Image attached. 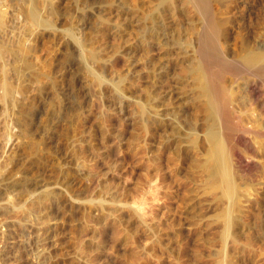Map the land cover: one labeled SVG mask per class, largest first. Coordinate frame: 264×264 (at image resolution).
Returning a JSON list of instances; mask_svg holds the SVG:
<instances>
[{"label":"rangeland","instance_id":"rangeland-1","mask_svg":"<svg viewBox=\"0 0 264 264\" xmlns=\"http://www.w3.org/2000/svg\"><path fill=\"white\" fill-rule=\"evenodd\" d=\"M192 1L0 0V264H263L230 253L195 169L210 121L193 75L262 37L264 0ZM34 2L51 28L31 23Z\"/></svg>","mask_w":264,"mask_h":264},{"label":"bare ground","instance_id":"bare-ground-1","mask_svg":"<svg viewBox=\"0 0 264 264\" xmlns=\"http://www.w3.org/2000/svg\"><path fill=\"white\" fill-rule=\"evenodd\" d=\"M167 1V0H166ZM190 1V0H189ZM196 1V0H195ZM191 2H193L191 0ZM198 3L200 2V4H202L201 0L197 1ZM205 2V1H204ZM195 3V2H194ZM197 3V4H198ZM206 3V2H205ZM208 3L203 4L205 5L203 8L206 7ZM33 5V3H32ZM196 6V3L194 4ZM202 5V6H203ZM38 5L35 6V2L33 7H31V9L29 10L28 13V17L29 19H31V23H35V26H38L36 24L40 25L42 24L45 28L48 26H53L54 24L52 23V21H46V19L43 21L42 17L40 19V17L38 18L37 15V7ZM198 7H202L201 5H197ZM208 8V7H207ZM29 9V8H28ZM39 10V9H38ZM199 10V8H198ZM207 12V11H206ZM201 13H203L201 11ZM207 14V13H206ZM210 14V12H209ZM208 15V14H207ZM205 15V16H207ZM211 15V14H210ZM210 15H208V17H211ZM208 17H204L205 19H207ZM213 18V17H212ZM40 19V20H39ZM49 19V18H48ZM42 20V21H41ZM212 23L210 21L211 24H213V27H215L216 25H214V19H212ZM207 21V20H206ZM206 21H204L206 23ZM203 22V23H204ZM51 23V24H50ZM53 24V25H52ZM208 24V22H207ZM205 24V25H207ZM211 24L210 27L212 26ZM41 25V26H42ZM204 25V26H205ZM205 26V28H208V26ZM42 26V27H43ZM210 28L211 30L214 28ZM217 27V26H216ZM219 28V27H217ZM209 28L208 30L211 31ZM216 29V28H215ZM220 29V28H219ZM218 29V30H219ZM263 29V28H262ZM206 30V29H205ZM213 32V31H212ZM215 32V30H214ZM217 29H216V33H217ZM219 33V32H218ZM261 33V32H260ZM262 34V33H261ZM264 34V33H263ZM262 34V37H260L259 35L257 36L255 34V36L259 37L258 39H254V41L252 40V44L248 45V47L244 48H240L241 50H239L240 52L232 54L235 56H232L229 54V56L225 53H220L216 52V57H218L219 53H220V57H219V61L216 62L215 59L211 58L212 60H214V64H211L208 59L203 63V65L201 64V66L199 65V62H194L195 65L197 63H199L198 65L200 66L199 68H197V66H195L197 68V70L195 71L193 77H196V82H199V78L204 77V81L201 84H198V88H194V89H198V92H196V94L198 93V95L200 97H202L203 101V107L204 109H202L205 113L204 118L206 116L205 119L210 121L209 128L207 126L206 128V132H205V137L203 139V137L201 140H205L206 145L203 146L204 148L202 149V154H200L201 152H197L198 150H200V147L198 150H196V152L198 154L201 155V158L199 155H197L196 157H199V159H196V165L200 173V178L203 179L205 182H207V184L209 183V185H211V188L213 189L212 195H214L213 199H215V204H216V211H217V215L214 213L213 215H215L214 217L217 216V221L218 222L217 225H219L218 228H222L220 234H221V239L223 240V242H226L227 238H229V245L231 244V251L230 253H234L235 257L236 256H242L245 258L247 257L248 260L250 258H255L258 257V259L263 260L261 263L264 264V35ZM221 35V34H220ZM254 36V35H253ZM210 39L208 40L209 43L213 44V36H207ZM251 37V36H250ZM74 38V37H73ZM212 38V39H211ZM253 38V37H252ZM177 39V38H176ZM208 39V38H206ZM205 39V40H206ZM250 39V38H249ZM248 39V40H249ZM77 40L78 39H74ZM244 40V38H243ZM207 41V40H206ZM203 41L202 42H206ZM215 41V39H214ZM247 41V40H246ZM251 41V39H250ZM241 42V41H240ZM244 42V41H243ZM248 42V41H247ZM247 42L243 43V45H241L242 47L247 46ZM208 43V44H209ZM217 43V42H215ZM214 43V44H215ZM79 44V43H78ZM211 44V46H212ZM242 44V43H241ZM245 44V45H244ZM249 44V43H248ZM203 45L205 46L203 43L200 44L199 42V46ZM216 45L220 46V43L218 41V43ZM215 45V46H216ZM224 45V44H223ZM210 46V48H211ZM219 46H216L217 48H220ZM222 46V45H221ZM214 48V45L212 46ZM223 47V46H222ZM221 47V49H222ZM1 48L0 47V57L3 56V54L1 55ZM180 48V47H179ZM202 48V46L200 47ZM208 48L209 52H212L213 49ZM89 49V48H88ZM93 48L89 49L92 50ZM197 49V48H196ZM199 49V47H198ZM197 49V50H198ZM207 49V48H206ZM3 50V49H2ZM94 50V49H93ZM215 50L218 51V49L214 48V52ZM237 50V49H236ZM88 51V50H87ZM96 53V50H94ZM195 51V50H193ZM206 51V50H204ZM204 51L201 52L200 50L198 51V53L200 52V54L203 53L202 56H204ZM220 51V49H219ZM223 51V50H221ZM242 51V52H241ZM88 54H90L93 59L95 58L93 56V51H88ZM94 53V54H95ZM98 53V52H97ZM97 53H96V57H97ZM241 53V54H239ZM199 54V55H200ZM213 54V52H212ZM238 54V55H237ZM100 55V54H99ZM198 55V56H199ZM208 55V54H207ZM215 55V54H214ZM89 56V55H88ZM206 56V55H205ZM209 56V55H208ZM90 57V56H89ZM90 57V58H92ZM205 58V57H204ZM208 58V57H206ZM22 59V58H21ZM198 59V58H196ZM217 59V58H216ZM27 60V59H26ZM25 59L23 61H20V63L22 62V64L25 65L26 68L29 67L28 62ZM99 60L101 62V59L99 57ZM195 60V59H194ZM193 60V61H194ZM29 61V60H28ZM93 61V60H92ZM95 61V59H94ZM193 61H188V63H193ZM196 61V60H195ZM30 62V61H29ZM99 63V62H98ZM163 66V65H162ZM188 66V65H187ZM192 66V65H191ZM20 67V66H19ZM24 67V66H22ZM181 67V66H180ZM186 67V65H185ZM184 67V68H185ZM190 67V66H189ZM17 68V67H16ZM192 68V67H191ZM191 68L190 71L188 69V71L186 72H191ZM192 68V69H193ZM185 70V69H182ZM193 71V70H192ZM96 72V71H95ZM186 72L184 73L186 75ZM194 72V71H193ZM97 73V72H96ZM172 73V72H171ZM170 73V74H171ZM230 74L231 76H229V78L233 79L232 83H225L226 77L224 78V74ZM190 74V73H187ZM193 74V73H192ZM190 74V75H192ZM227 74V75H228ZM91 75V74H90ZM175 75V74H174ZM182 75V74H181ZM225 75V76H227ZM97 76V74H96ZM183 77V76H182ZM188 77V76H187ZM192 76L188 77L187 79L189 80V78L191 79ZM176 79V78H175ZM202 79V78H201ZM97 80V79H96ZM192 81L195 82L194 79H191ZM190 81H188L189 86H190ZM198 80V81H197ZM194 82H192L194 84ZM195 82V84H196ZM6 83V82H5ZM4 83V84H5ZM171 83V82H170ZM8 86L11 85L9 83H7ZM6 85H4V87H8ZM161 84V83H160ZM183 84V82H182ZM194 84V86H195ZM228 84V85H227ZM197 85V84H196ZM23 86V85H22ZM180 86V85H179ZM165 87V86H164ZM163 87V88H164ZM193 87V86H192ZM191 89V87H189ZM11 90L13 88H10ZM21 89V88H20ZM192 88V90H194ZM6 90L9 91L6 92L8 95L7 97L10 98L9 94H11L9 88H6ZM22 90V89H21ZM20 90V91H21ZM173 90V89H172ZM158 91V90H156ZM188 91L191 93V91L188 89ZM187 92V91H186ZM6 93L5 94L6 96ZM188 93V92H187ZM192 94V93H191ZM195 94V93H194ZM187 95V94H186ZM190 95V94H189ZM197 95V97H198ZM4 96V95H3ZM12 96V95H11ZM191 96V95H190ZM189 96V97H190ZM195 96V95H194ZM13 97V96H12ZM153 97V96H152ZM178 97V96H177ZM193 97V96H192ZM195 97V99L197 98ZM199 97L200 100H202ZM158 98V97H157ZM188 98V97H187ZM191 99V98H190ZM13 100V99H12ZM157 100V99H156ZM189 100V99H186ZM154 101V100H153ZM185 101V99H184ZM189 101H195L193 98ZM198 102V99L196 100ZM155 103V102H154ZM177 103V102H176ZM195 103V102H193ZM160 104V103H159ZM191 104V102H190ZM181 105V104H180ZM202 105V103H201ZM179 106V105H178ZM182 106V105H181ZM192 106V105H191ZM152 108V107H151ZM172 108V106H171ZM192 108V107H191ZM199 108V107H197ZM196 107L193 109V111L196 109L198 110V117L201 118V116H199L200 114V110L197 109ZM179 111V110H177ZM191 110V113L193 114V112ZM164 112V111H163ZM183 112V111H182ZM155 114V113H154ZM179 114V113H178ZM190 114V112H189ZM174 115V114H173ZM178 116V115H177ZM181 116V115H180ZM187 116L188 112H187ZM193 116V115H192ZM175 117V115H174ZM191 117V115L189 116ZM188 117V118H189ZM195 117V116H194ZM192 117V118H194ZM173 118V117H172ZM176 118V117H175ZM187 118V119H188ZM178 118H176L177 120ZM196 119V117H195ZM174 120V119H173ZM186 122V118L184 119ZM192 120V119H190ZM190 120H188L190 122ZM194 120V119H193ZM200 120V119H199ZM204 120V119H203ZM202 120V121H203ZM197 121V120H196ZM195 120L193 122H196ZM201 121V120H200ZM208 121V122H209ZM154 122V121H153ZM177 122V121H175ZM184 122V121H182ZM184 122V123H185ZM178 123V122H177ZM176 123V124H177ZM183 123V124H184ZM187 123V122H186ZM192 125V121L190 122ZM200 123V122H199ZM198 123V124H199ZM157 124V123H156ZM181 124V123H180ZM188 124V123H187ZM197 124V123H195ZM195 124L193 126H195ZM202 124V123H201ZM200 124V125H201ZM173 124H171L172 126ZM182 125V124H181ZM180 125V126H181ZM204 127L206 126L205 123L203 124ZM156 126V125H155ZM171 126H169L171 128ZM188 126H190L188 124ZM202 126V125H201ZM175 127V126H174ZM183 127H185V125H183ZM191 127V126H190ZM196 127V126H195ZM204 127L202 126V131L204 129ZM182 128V126L180 127V129ZM187 128V129H186ZM184 128L185 130H188V127ZM173 129V127H172ZM175 129H177V126L175 127ZM195 129V128H194ZM194 129H189L188 132H192L190 130H194ZM169 130V129H168ZM174 130V129H173ZM172 130V131H173ZM178 131L176 132V137H177V133L179 132V129H177ZM184 131H180L181 133L184 132L186 137H189L188 134L186 135L187 132ZM195 129L194 131L196 132ZM166 131V130H165ZM171 131V135L174 136V133L172 134ZM193 131V132H194ZM161 132V131H160ZM163 132V131H162ZM167 132V131H166ZM169 132V131H168ZM179 132V133H180ZM192 132V133H193ZM201 133V131H200ZM203 133V132H202ZM201 133V134H202ZM168 134V133H167ZM166 134V135H167ZM191 134V133H190ZM189 134V135H190ZM194 135L196 134V136L198 135L197 133H193ZM193 136V138H195ZM203 135V134H202ZM163 137V136H162ZM175 137V136H174ZM185 137V138H186ZM171 138V136L169 137ZM167 138V141L168 139ZM182 138V137H181ZM179 137L178 140L181 139ZM182 138L181 141H183ZM190 138V137H189ZM193 138H190L192 140L193 143H197L195 141H198V137L197 140L195 138V140H193ZM187 139V138H186ZM189 139V140H190ZM173 140V139H172ZM171 140V141H172ZM170 141V140H169ZM177 141V140H176ZM188 141V140H186ZM185 141V144H187V142ZM174 142V141H173ZM179 145H181L180 141ZM191 142V141H190ZM191 142V143H192ZM204 142V141H203ZM201 142V143H203ZM169 144V142H167ZM176 143V142H175ZM174 143V144H175ZM190 143V144H191ZM192 143V144H193ZM199 142V144H201ZM156 144V143H155ZM178 144V143H177ZM170 145V144H169ZM173 145V144H172ZM178 145V146H179ZM183 145V144H182ZM195 145V146H194ZM192 145V147L194 146L196 148L197 144ZM168 146V145H167ZM174 146V145H173ZM188 146L189 142H188ZM199 146V145H198ZM187 147V146H186ZM172 148V146H171ZM175 148V147H174ZM178 149V147H176ZM182 148V147H180ZM179 148V150H180ZM185 148V147H184ZM183 148V152L184 149ZM191 148V146H190ZM194 148V150H195ZM198 148V147H197ZM196 148V149H197ZM157 149V148H156ZM188 148H186L187 150ZM193 148H191L190 150H192ZM174 150V149H173ZM178 152L176 153H179ZM192 150V151H194ZM171 151V150H170ZM167 152V151H166ZM181 152V151H180ZM188 152V151H187ZM195 152V151H194ZM155 153V152H154ZM170 154V153H169ZM183 154V153H182ZM181 154V155H182ZM185 154V152H184ZM187 154V153H186ZM194 154V153H193ZM168 155V154H167ZM174 155V153L172 154ZM177 155V154H176ZM176 155H174L176 157ZM179 155V154H178ZM180 155V156H181ZM192 155V154H191ZM171 156V155H170ZM183 156V155H182ZM188 156V155H187ZM186 156V157H187ZM194 155L191 157L193 159ZM166 158V157H165ZM184 158V157H181ZM189 158V157H188ZM178 159V157H177ZM180 159V157H179ZM187 159V158H186ZM170 160V159H169ZM174 160V159H171ZM191 160V159H190ZM195 160V158H194ZM156 161V160H155ZM186 161V160H185ZM189 161V160H188ZM159 162V161H158ZM167 162V161H165ZM177 162V161H176ZM174 162V163H176ZM193 162V160H192ZM191 162V163H192ZM161 163V162H160ZM173 163V165H174ZM187 163H190L187 162ZM195 163V162H194ZM172 164V163H171ZM160 165V164H159ZM180 165V163H179ZM193 165V164H192ZM195 165V164H194ZM193 165V166H194ZM170 166V165H168ZM172 166V165H171ZM184 166V165H183ZM188 166V164H187ZM192 166V167H193ZM154 167V166H153ZM156 167V166H155ZM191 167V165H190ZM196 167V166H194ZM157 168V167H156ZM159 168V167H158ZM189 168V166L187 167V169ZM169 169V168H168ZM195 169L193 168V170L195 171ZM155 171H157L156 169H154ZM153 170V171H154ZM160 170V169H159ZM162 170V169H161ZM192 170V169H190ZM193 170L191 171L193 173ZM152 171V172H153ZM154 171V172H155ZM177 171V170H176ZM189 170H187L188 172ZM197 171V170H196ZM195 171V172H196ZM160 172V171H159ZM158 172V173H159ZM171 172V170H170ZM184 172V171H183ZM157 173V174H158ZM192 173H187V175ZM197 173V172H196ZM198 173L196 174V176H198ZM153 174V173H152ZM195 174V173H194ZM156 175V174H155ZM160 175V174H159ZM186 175V174H185ZM188 175V176H189ZM153 175H151L152 177ZM157 176V175H156ZM194 176V175H192ZM190 176V177H192ZM198 176V177H199ZM162 177V176H161ZM195 177V176H194ZM156 178V177H154ZM158 178V177H157ZM197 178V177H196ZM196 178H191L192 182L193 179L195 180ZM161 179V178H160ZM174 179V178H173ZM187 179V178H186ZM190 180V178L188 179ZM201 180V182L203 181ZM171 181V180H170ZM197 181V180H195ZM200 181V180H199ZM197 181V182H199ZM164 182V181H163ZM162 182V183H163ZM191 182V180H190ZM189 182H187L188 184ZM158 184V183H157ZM186 184V185H187ZM194 184V183H193ZM154 185V184H153ZM160 185V184H159ZM156 185V189L158 190V187ZM165 188H166V184ZM163 185V186H164ZM171 185V183H170ZM205 185V184H203ZM196 185L194 184V187ZM202 186V184H201ZM185 187V185H184ZM188 187V185H187ZM198 187V186H197ZM200 187V186H199ZM161 188V187H160ZM193 189V186L191 187ZM196 188V187H195ZM155 189V188H154ZM164 189V188H162ZM172 189V188H171ZM187 189V188H186ZM206 189V188H205ZM156 190V191H157ZM192 191V193H194V196L196 195L195 192H193L194 190H190L187 189L186 191ZM200 191V190H199ZM49 192V191H48ZM51 192V191H50ZM50 192L47 194L43 192V194H41V202H47L49 196L51 195ZM166 192V190H165ZM201 192V191H200ZM211 192V191H209ZM156 193V192H155ZM159 193V192H158ZM204 196L207 195L208 191L204 192ZM200 194V193H198ZM210 194V193H209ZM208 194V195H209ZM156 195V194H155ZM158 195V194H157ZM156 197H159L157 196ZM182 195V193H181ZM190 195V194H189ZM201 196V195H200ZM52 197V195H51ZM50 197V198H51ZM155 197V196H154ZM155 197V198H156ZM168 197V195H167ZM185 197V196H184ZM190 197V196H189ZM196 197V196H195ZM206 197V196H205ZM211 197V198H212ZM198 199V197H196ZM202 198V196H201ZM213 200V199H211ZM181 199V198H180ZM206 200V198H204ZM52 200V199H51ZM153 200V199H152ZM158 200V199H156ZM50 201V200H49ZM48 201V202H49ZM203 201V200H202ZM201 201V202H202ZM214 201V200H213ZM212 201V202H213ZM47 202V203H48ZM51 202V201H50ZM179 202V201H178ZM207 203V202H206ZM180 204V203H179ZM196 204V203H195ZM198 204V203H197ZM153 205V204H152ZM183 205V204H182ZM215 206V205H212ZM203 207V206H202ZM167 209V208H166ZM192 209V208H191ZM206 210V209H205ZM209 210V209H208ZM215 210V208H214ZM169 211V210H168ZM162 213V212H161ZM49 215V214H47ZM154 215V214H153ZM169 215V214H168ZM190 215V214H189ZM210 215V214H209ZM46 216V215H45ZM156 216V215H155ZM200 216V215H198ZM197 216V217H198ZM211 216V215H210ZM47 217V216H46ZM192 217V216H191ZM206 217V216H205ZM49 218V217H48ZM47 218V219H48ZM166 218V217H165ZM169 218V217H168ZM208 218V217H206ZM161 223V222H160ZM157 224V223H156ZM207 224V223H206ZM211 230V229H210ZM219 230V229H218ZM217 230V231H218ZM219 232H217L219 234ZM216 238L218 236H215ZM218 239V238H217ZM216 239V240H217ZM226 239V240H225ZM215 240V239H214ZM219 241H217V243L220 242V239H218ZM222 240L220 243H222ZM218 244L219 247H221L222 244ZM225 243H223L224 245ZM223 249L227 246H223ZM218 247V248H219ZM221 247V248H222ZM221 248H219V251L221 250ZM226 249V248H225ZM225 250H223L224 252ZM233 251V252H232ZM217 252V251H216ZM222 252V253H223ZM218 254L220 253L217 252ZM229 253V252H227ZM239 253L241 255H239ZM226 254V251L225 253ZM222 255V256H229V254L226 255ZM219 256V255H218ZM222 256H219L222 258ZM226 256V257H227ZM233 256V255H232ZM234 257V258H235ZM231 258V257H230ZM230 258H226L229 259ZM237 258V257H236ZM239 258V257H238ZM235 259V260H238ZM217 259V258H216ZM220 258H218L219 260ZM232 259V258H231ZM257 259V258H256ZM217 260V261H218ZM225 260V258L223 259ZM221 260V261H223ZM234 259L230 260L233 261ZM232 262V264H238V262ZM241 260V259H239ZM238 260V261H239ZM246 260V259H245ZM253 260V259H252ZM255 260V259H254ZM220 261V262H221ZM227 261V260H226ZM225 262L226 263H228ZM229 261V262H230ZM243 261V260H242ZM220 262L218 261L217 264H220ZM246 262V261H245ZM245 262H243L244 264H246ZM254 262V261H253ZM257 262V261H256ZM255 262V263H256ZM223 262H221V264H223ZM241 263V262H240ZM239 263V264H240ZM242 263V264H243ZM249 263V262H248ZM258 263V262H257ZM231 264V263H229Z\"/></svg>","mask_w":264,"mask_h":264}]
</instances>
